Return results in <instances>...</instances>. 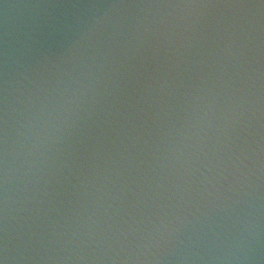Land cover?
<instances>
[{
  "label": "water",
  "instance_id": "1",
  "mask_svg": "<svg viewBox=\"0 0 264 264\" xmlns=\"http://www.w3.org/2000/svg\"><path fill=\"white\" fill-rule=\"evenodd\" d=\"M0 264H264V0H0Z\"/></svg>",
  "mask_w": 264,
  "mask_h": 264
}]
</instances>
